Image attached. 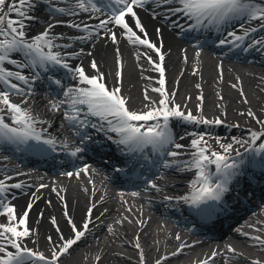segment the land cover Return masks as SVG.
<instances>
[{"label": "snow or ice", "instance_id": "snow-or-ice-1", "mask_svg": "<svg viewBox=\"0 0 264 264\" xmlns=\"http://www.w3.org/2000/svg\"><path fill=\"white\" fill-rule=\"evenodd\" d=\"M60 2L68 6H58ZM43 3L47 5V11L51 17H55L56 14L79 16L83 13L87 14L89 20H95L96 23L90 25L83 21L69 22L57 19L55 23H48L40 33L29 35L28 22L38 19L33 15L39 8L37 0H0V85H3L5 89L0 90V146L13 145L19 151L37 156H47L57 148V141L54 138H48L43 134V130H37L40 122L32 115L30 109L22 107V104L28 103L27 98L34 95L33 85L41 78V72L53 73V76L44 78L49 81L50 87L55 85L61 89L59 94L63 99L59 103H52L51 110L59 111L60 106L63 105L65 111L62 115L70 126L76 129L77 134H79V128H97L98 124L90 123L89 117L97 118L98 130L114 133L115 137L109 136L108 139L113 140L122 154L127 153L131 156L149 149L160 155L177 157L181 153L171 151L170 146L176 149L185 146L175 143L171 126L173 120L190 124L219 125L223 123L218 118L208 120L203 116L197 117L190 111L185 113L179 104H172L165 88L166 69L165 54L162 52L163 44L160 42L158 46L157 42L149 39V33L141 22L138 10L148 11L155 18V10L166 7L165 19L182 14L191 21L189 27L192 30L210 26L219 27L232 20L256 21L259 22L261 28H264V4L257 3L256 0H43ZM60 25L76 29L77 34L67 36L63 33H55L53 29ZM172 25L180 27L175 21ZM240 28L241 34L230 31L225 39L219 40V44L240 47L241 42L245 41L251 32L257 31V28L251 25L245 28L243 23L240 24ZM117 30L128 43L133 46H142L145 49L137 54V60L146 59L151 70L159 74L157 81L159 86L152 89L160 97L158 102L152 101L147 95L148 89L144 90L145 101L153 105L147 111L129 110L127 99L121 95L120 85L123 79L121 60H117L118 70L113 86L106 83L105 73L100 70L96 60L93 59L90 62V68L95 72L93 75L87 74L83 66L73 67L69 63L70 60L79 59L85 54L83 48L79 51L74 49L75 41L85 43L103 38L118 45ZM160 32L161 29L157 28L156 33ZM79 33H85V35ZM59 41L66 42L59 43ZM253 44H264V40H256ZM69 49L73 50L69 51ZM119 51L117 47L116 52L119 53ZM87 55L90 56L91 52ZM153 55L156 59H153ZM58 69L70 73L69 78L75 81V84L67 87L61 79L54 78ZM25 70L30 75L26 74ZM147 79L152 78L147 77ZM12 95L22 96L25 99L21 103H15L10 99ZM198 99L202 101L203 96ZM220 99L222 100L223 97L221 96ZM244 102H248L246 97ZM157 104L158 106H155ZM198 108L202 112V105ZM247 115L256 119L257 123L264 124V120L256 118L251 110L247 112ZM85 135L87 134L80 136L81 141ZM190 135L194 137L190 141L193 151L190 154L191 159L183 162V167L188 171H193L195 178L190 182V194L181 199L190 204L198 217L208 221L223 209L220 202L230 191L232 182L239 181L243 158L239 151H236V155L241 156L240 161L232 160L227 154L234 151L232 143L221 144L223 152L211 151L204 135ZM262 137H264V132H252L250 141L237 139L235 143L242 147L249 143L255 145ZM180 139H184V136ZM60 147L66 148L67 145H60ZM81 151L82 149L77 147L70 155L76 156ZM248 151L264 153V143L259 144L258 147H245V152ZM251 163L264 169V159L253 160ZM211 165L215 166L216 182L211 179L209 171ZM165 166L172 167L173 164ZM82 171L87 173L88 168L85 167ZM17 175H24V173H17ZM64 175L79 177L80 171L66 172ZM12 179V176L0 179V218H3V222H0V264H61L62 257L71 255L70 250L78 245L89 232L92 208L88 209L85 222L78 228L69 216L65 202L64 217L70 228V235L64 236L53 217L51 223L56 228L59 243L54 244L51 236L46 237L50 246V255H45L44 252L28 247L25 243L34 234V229L28 226V218L35 199L39 197H34L28 203L26 210L18 217L16 207L8 201L7 194L11 189H22L25 185L21 182L7 183ZM46 186L39 185L40 188ZM152 187L155 188L156 185L153 184ZM60 199L64 200L63 197ZM176 239L180 237L177 236ZM253 239L264 244V240L260 237ZM134 244L136 249H140V264H145L139 237L135 238ZM229 251L235 252V249L229 248ZM177 254L172 253V255ZM217 255L219 253L213 251L201 264H209L210 261L215 260ZM167 259V257L164 258V260ZM155 264H162V260L157 259ZM254 264H259V261Z\"/></svg>", "mask_w": 264, "mask_h": 264}, {"label": "bare ground", "instance_id": "bare-ground-1", "mask_svg": "<svg viewBox=\"0 0 264 264\" xmlns=\"http://www.w3.org/2000/svg\"><path fill=\"white\" fill-rule=\"evenodd\" d=\"M37 3L39 8L33 15L37 16L38 19L28 22L29 35L40 33L47 27L48 23H55V20L58 19L49 15L46 4L40 0H37ZM61 5L68 6L63 2H60L58 6ZM155 11V18L150 12L144 10H138V15L149 33V39L157 42L158 46L160 42L163 44L162 52L165 54L164 66L166 69L165 88L169 93V99L173 102L172 97L177 96L181 99L177 103H182L194 110H200L198 106L202 105V111L212 110L211 112L214 113L228 112L233 115L236 114L255 126H259L260 123H257V120L253 117L248 116L247 112L251 110L255 113L256 118L264 120V55H250L247 60L251 63L239 61H223L220 63L213 54L196 52L194 48L178 36V29L172 25L169 19H165L161 8ZM85 16L87 14H81L79 17L84 18ZM67 21L70 22V20ZM88 21L87 18L84 22ZM129 23H132L131 19ZM61 28L57 26L53 31L67 36L76 35ZM157 28L161 29L159 34L156 33ZM65 42L59 41V43ZM127 44L129 43L123 35L119 34V31L118 45H114L110 40L103 38L85 43L75 41L74 49L79 51L80 48H83L85 54L80 56L79 59H75L74 62L82 64L87 71L86 73L93 75L95 72L90 68V62L93 59L96 60L100 70L105 73L108 84L113 86L116 82V72L118 70L117 60H121L123 65L122 85L125 95L131 101L135 110L149 109L153 105L145 101L144 90L148 89V91L155 93L152 89L159 86L157 83L159 75L151 70L147 61L137 60V54L142 52L134 54L132 48ZM117 47L120 49L119 53L116 52ZM71 50L73 49H69V51ZM89 52H91L90 56L87 55ZM261 53H264V51ZM153 58L156 59V56L153 55ZM109 72L112 76L110 79ZM234 74L236 82L233 77ZM147 77L152 79H147ZM233 85H236V87H233ZM0 90H5L3 85H0ZM200 96H203L202 101L198 99ZM221 96L223 97L222 100L220 99ZM245 97L247 103L244 102ZM10 99L18 103L19 100L25 98L12 95ZM27 99L28 103L22 104L25 108L30 109L31 112L38 114L43 112L49 115L48 111L52 103L44 99L42 95H37L34 98L28 97ZM241 113H244V115H241ZM36 119L44 126L59 127L58 132L62 133L61 124L64 117L61 113L50 120H45L44 117ZM218 128L226 133L229 130L224 126ZM249 132L250 130H242L235 136L237 138L241 134L247 135ZM183 136L184 139H180L181 136L174 135L175 143L184 145L185 147L181 149L190 152L192 150L190 141L194 137L190 135L189 131ZM235 136L230 135L229 138L236 139ZM261 143L263 142L258 141V146ZM188 160L190 159L186 158L182 162L174 163L172 167H167L168 174L182 175L184 179L183 186L187 184L190 174L193 173V171H188L183 167V162ZM5 161L0 158V169H2L0 174L5 173V176H0V179L12 176L13 179L8 180L7 183L21 182L25 185L22 189H11L7 194L8 201L16 207L17 216H21L34 197H39L35 199L28 218V226L34 229V234L25 241L32 244L33 247L50 251L46 239L48 236L52 237L54 244L59 243L58 233L51 223L53 217L64 236L68 237L70 235V228L64 217L65 202L67 203L69 216L77 225L86 220L88 209L92 208L91 220L96 221L93 224L94 227L79 242L80 246L78 244L70 250L71 255L62 257L61 264H140V249H136L134 244L136 237H139L144 257L153 256L162 248L179 241V239H176L179 236L178 231L173 228L168 229L164 225L162 219L164 212L158 206L151 205L153 212L152 214L149 213L146 204L150 203L147 200H139L133 193L121 194L112 190L104 181L103 176L92 168L87 167L88 172L85 173L82 171L85 167L81 164L80 169L71 171L72 173L80 171L79 177L75 175L68 177L64 174L47 176L28 172ZM17 173H24V175H17ZM41 184L47 186L40 188L39 185ZM60 197H63L64 200L62 201ZM92 205H95V207H92ZM255 216L259 217L257 225L260 231H264V201L259 202L247 218L257 220L254 219ZM0 222H3V218H0ZM228 235H233V233L230 231ZM117 242L125 246L129 253L123 255L119 252L115 247ZM257 244L260 248H253L252 246H246V248L250 251L256 249L264 258V244L258 241ZM228 257L229 255L225 253L219 254L209 264H234L230 263V257ZM236 259L249 264L253 262L245 257Z\"/></svg>", "mask_w": 264, "mask_h": 264}, {"label": "rangeland", "instance_id": "rangeland-1", "mask_svg": "<svg viewBox=\"0 0 264 264\" xmlns=\"http://www.w3.org/2000/svg\"><path fill=\"white\" fill-rule=\"evenodd\" d=\"M209 141H211V140H209ZM215 142H213V141H211V144H214ZM213 147H214V145H213ZM79 246H80V243H79ZM116 247L117 248H119V249H121V250H124L125 248H122V247H120V246H118V245H116ZM125 251V250H124Z\"/></svg>", "mask_w": 264, "mask_h": 264}]
</instances>
